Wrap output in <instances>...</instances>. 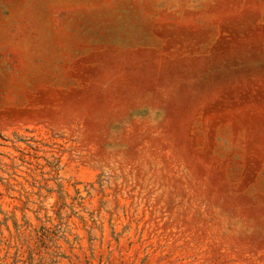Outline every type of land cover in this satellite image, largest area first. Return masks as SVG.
Here are the masks:
<instances>
[{
	"label": "rangeland",
	"instance_id": "1",
	"mask_svg": "<svg viewBox=\"0 0 264 264\" xmlns=\"http://www.w3.org/2000/svg\"><path fill=\"white\" fill-rule=\"evenodd\" d=\"M0 264H264V0H0Z\"/></svg>",
	"mask_w": 264,
	"mask_h": 264
}]
</instances>
